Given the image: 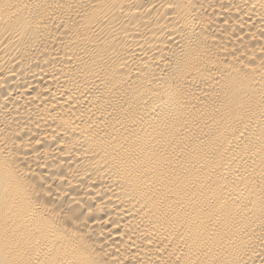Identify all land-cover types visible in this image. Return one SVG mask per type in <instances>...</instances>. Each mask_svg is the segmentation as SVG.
<instances>
[{"label": "bare ground", "instance_id": "bare-ground-1", "mask_svg": "<svg viewBox=\"0 0 264 264\" xmlns=\"http://www.w3.org/2000/svg\"><path fill=\"white\" fill-rule=\"evenodd\" d=\"M0 264H264V0H0Z\"/></svg>", "mask_w": 264, "mask_h": 264}]
</instances>
